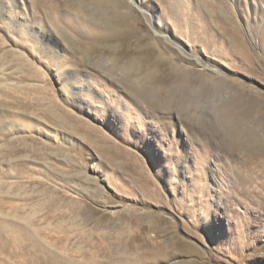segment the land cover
<instances>
[{"label": "rangeland", "instance_id": "1", "mask_svg": "<svg viewBox=\"0 0 264 264\" xmlns=\"http://www.w3.org/2000/svg\"><path fill=\"white\" fill-rule=\"evenodd\" d=\"M5 1L0 264H264V0Z\"/></svg>", "mask_w": 264, "mask_h": 264}, {"label": "bare ground", "instance_id": "2", "mask_svg": "<svg viewBox=\"0 0 264 264\" xmlns=\"http://www.w3.org/2000/svg\"><path fill=\"white\" fill-rule=\"evenodd\" d=\"M21 1V0H20ZM39 3H41V4H44L45 2H46V0H37ZM55 1H57V0H55ZM65 1V0H64ZM83 2H84V0H82ZM66 4H69L70 5V0H66ZM96 2V1H95ZM118 2V1H117ZM97 3H99L98 1H97ZM100 3H102V2H100ZM27 4V3H26ZM36 4V3H35ZM72 4V3H71ZM74 4V3H73ZM77 4H81L82 5V2L80 3H77ZM56 5V4H55ZM81 5H80V7H81ZM139 5V4H138ZM73 6H75L76 7V5H73ZM83 6V5H82ZM28 8H29V5H28ZM85 8V7H84ZM110 8H112V6L110 7ZM80 10H82L83 11V9H81V8H79ZM88 9V8H87ZM35 10V9H34ZM34 10H32V11H34ZM31 14V13H30ZM105 14V13H104ZM0 15H2V17L3 18H7V20H12V16H14L13 14H11L10 13V11H8L7 10V8H6V1L5 0H0ZM12 15V16H11ZM32 15V14H31ZM31 15H28V13H25V17H26V19H30V17L32 18V16ZM107 15V14H106ZM116 17V16H115ZM14 18V17H13ZM16 18V17H15ZM21 18L23 19V20H25L24 19V15H23V17L21 16ZM6 20V21H7ZM15 21H17L16 19H14ZM30 21V20H29ZM115 21V20H114ZM19 24H22L23 25V22H21V21H17ZM47 22V21H46ZM9 24H11V23H9ZM57 24V23H56ZM16 25V24H15ZM30 26H32V27H30ZM29 27H30V32L31 31H34V29L36 28V26L34 25V24H32V25H30ZM11 27V26H10ZM19 28V27H18ZM66 28V27H65ZM57 31H59V30H57ZM115 32H117V31H115ZM58 33V32H57ZM114 33V32H113ZM112 33V34H113ZM103 40V39H102ZM147 61V60H146ZM149 62V61H148ZM146 63V62H145ZM29 66V65H28ZM155 75V74H154ZM161 95V94H160ZM148 97V96H147ZM4 106H7L6 104H3ZM3 127V126H2ZM4 128V127H3ZM128 248V247H127ZM150 248V247H149ZM148 248V249H149ZM136 254V253H135ZM156 255V254H155Z\"/></svg>", "mask_w": 264, "mask_h": 264}]
</instances>
